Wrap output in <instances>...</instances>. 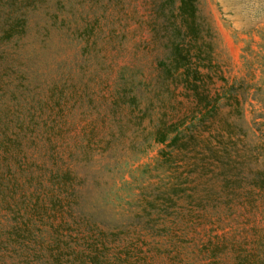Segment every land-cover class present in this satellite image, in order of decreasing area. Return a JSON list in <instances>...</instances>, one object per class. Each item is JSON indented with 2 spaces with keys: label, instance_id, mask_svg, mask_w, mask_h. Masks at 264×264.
Wrapping results in <instances>:
<instances>
[{
  "label": "rangeland",
  "instance_id": "374dc122",
  "mask_svg": "<svg viewBox=\"0 0 264 264\" xmlns=\"http://www.w3.org/2000/svg\"><path fill=\"white\" fill-rule=\"evenodd\" d=\"M146 1L22 6L26 34L0 45V57L19 58L0 65V102L24 100L40 108V122L48 114L51 122L62 113L56 102L63 96L75 125V134L57 142L59 164L72 175L59 196L41 182L53 160L28 156L39 143L25 140L2 159L0 264H94L92 256L100 264H264V190L253 184L264 169V0H198L212 44L208 88L222 92L221 76L243 83L235 91L241 119L224 102L210 128L198 127L219 161L202 144L184 161L159 160L155 124L164 113L190 116L195 104L180 89L163 91L155 82L140 97L141 110L109 109L111 95L106 101L102 91L89 106L68 99L126 65L150 72ZM192 156L204 163L190 171ZM180 184L183 192L166 191Z\"/></svg>",
  "mask_w": 264,
  "mask_h": 264
},
{
  "label": "trees",
  "instance_id": "16d2710c",
  "mask_svg": "<svg viewBox=\"0 0 264 264\" xmlns=\"http://www.w3.org/2000/svg\"><path fill=\"white\" fill-rule=\"evenodd\" d=\"M57 2L59 0H7L6 2L0 0V7L6 9L5 14L0 10V45L5 41H12L15 36L22 37L26 34L27 18L23 14L18 15L22 6L25 9L27 7L39 9L42 6L53 7L52 3L56 4ZM145 9L147 11L145 22L152 46V58L148 70L150 72L147 71L148 74H146L136 65L131 67L126 65L113 77L111 74H99L96 81L83 86L82 89L79 88V92H76V95H69L68 99L74 98L75 103L85 104L86 102L89 106L95 102L93 98V95L96 96L95 92L101 93L102 91L106 101H108L106 96L111 95L109 109L128 104L134 109L141 110L140 97L146 91H150V87L155 82L158 85L162 84L163 91L173 92L180 89L185 97H190L195 104L190 116H166L164 113L162 119L155 124L152 137L155 143L162 145L159 150V160H163V163L184 161L190 153L197 152L199 144H202L214 160L219 161L220 156L211 150L205 143L206 141L199 140L203 129L198 130V127L210 128L224 102L233 103L241 119V101L236 97L235 91L236 87H242L243 83H228V80L221 76L220 79L224 81L222 92L213 93L212 89L208 88L206 81L211 82L210 72L213 67L212 44L206 39V33H204V24L198 10V0H147ZM54 18V21L57 22L56 14ZM9 19H12L10 23ZM93 31L94 29L91 30V33ZM97 38L98 36L95 35L94 39L97 40ZM15 42L19 43V41ZM16 54L10 52L1 55L0 65L4 67L19 59L14 56ZM4 56L8 59L6 60ZM137 73H140V77H137ZM127 74L128 77L125 78ZM170 85L173 88H170ZM15 95L12 100L19 97ZM57 98L59 99L56 106L59 107L58 112L62 113L58 117L53 116L51 122H49L50 114L46 120L40 122L38 120L40 114H36L40 108L34 107V105L31 107L24 100H17L14 105H5L0 102V163L5 156L12 152L14 147L15 150L21 149L25 140H29L32 145L39 143L38 151L33 148L32 153H28V156L33 155L38 158L45 155L48 160H53L52 164L44 169L45 178L41 182H49L52 186L57 187L58 193L55 195L59 196V192L68 187L72 175L70 169H64L62 164H59L57 142L63 135L75 134V130H73L75 125L70 120L72 109L70 107L63 109L67 100L61 103L63 96ZM28 103L33 104L32 102ZM40 123L42 129H40ZM230 136L231 132H229ZM28 156L25 159H28ZM191 158L193 162L190 171L198 167V162L204 163V157L192 156ZM42 164L46 167L44 163ZM201 167L208 168L205 164H202ZM257 173L253 184L256 188L264 190V169ZM166 191L177 194L179 191L183 192L184 189L180 184L169 186ZM58 199H62V197H58ZM90 259L92 263L100 264V259L97 256H92Z\"/></svg>",
  "mask_w": 264,
  "mask_h": 264
}]
</instances>
